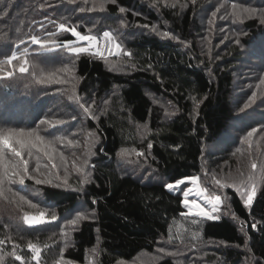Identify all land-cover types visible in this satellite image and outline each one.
Returning <instances> with one entry per match:
<instances>
[{
  "label": "trees",
  "instance_id": "obj_1",
  "mask_svg": "<svg viewBox=\"0 0 264 264\" xmlns=\"http://www.w3.org/2000/svg\"><path fill=\"white\" fill-rule=\"evenodd\" d=\"M186 1L182 8L176 4H162L160 0H115L96 13L98 19L82 23H75L69 16L64 18L63 14L67 13L58 11L57 3L51 5L50 0L0 2V61L11 55L15 44L30 38V32H43L42 28L45 33L57 34L49 41L60 44L74 41L70 32L57 29L58 23L75 27L82 34H100L110 18L119 14L120 8H137L140 16L134 17L128 12L126 18L140 24H152L161 18L170 33L168 37L151 33L120 37L118 42L124 48L118 54L131 53V57L125 56L130 63L125 73L109 71L106 61L98 56L88 53L71 56L76 89L89 103L93 102L97 112L94 118L87 120L88 128L95 132L97 139L91 152L89 183L81 187L79 179L72 178L66 187H53L37 185L34 180L25 178L21 185L41 197L46 216L42 225L59 227L61 222L56 221L79 203L93 212V218L82 220L71 229L69 245L58 251L67 260L85 264L90 251L98 246L96 264H116L118 260H131L143 251L157 253L162 243L175 242L172 246H189L187 253L196 248L194 257L198 251L215 243L216 257L211 255L210 262L221 258L218 264H264V180L256 188L251 207H245L235 191L224 188L229 203L228 215L222 213L215 220L181 216L186 212L183 193L169 192L164 187L201 172L204 145L227 139L229 152L233 137L242 139L246 130L258 122L257 114L246 120L242 115L244 111L241 112L243 94L253 96L254 88L249 87L254 76L250 75L245 88L234 85V67L247 51L259 60L258 64L254 63V70H261L256 78L264 76V23L260 22L261 18L254 15L233 21L239 32L219 43H210L208 50L214 56L207 55L199 41L200 14L211 0ZM60 6L62 10L61 2ZM39 55L31 51L27 53V60L31 63ZM22 58L25 56L18 60ZM30 63L25 65L28 69L25 73H20L19 68L14 70L6 64L0 65L4 69L0 72V80L16 86L13 79L23 77L16 86L20 90L18 95L32 91L29 89L31 82L37 77L29 68ZM11 71L13 75L6 77ZM115 86L118 87L117 98L111 96ZM166 108L175 114L169 116ZM252 109L255 108H248ZM139 125L147 127L142 141L136 130ZM122 148L146 151L142 159L153 170L155 178L121 172L117 168V155ZM10 196L16 198L15 194ZM52 213L56 214L55 221L51 219ZM37 215L39 213L32 214ZM193 220L197 221L195 225ZM170 226L174 238L171 242ZM6 230L7 226L0 223V240L4 241L0 249L3 253L15 252L22 261L4 255L2 264H37L28 249L29 242L42 249L39 264H48L47 253L55 247L58 250L57 245H60V241H53L46 232L40 233L33 228L20 226L5 234ZM193 231L199 233V239H191ZM178 233L182 240L175 239ZM154 264H174V261L163 257Z\"/></svg>",
  "mask_w": 264,
  "mask_h": 264
},
{
  "label": "rangeland",
  "instance_id": "obj_2",
  "mask_svg": "<svg viewBox=\"0 0 264 264\" xmlns=\"http://www.w3.org/2000/svg\"><path fill=\"white\" fill-rule=\"evenodd\" d=\"M160 1L162 4H173V0ZM259 1L260 2H255V0H211L210 4L206 5L205 10H202V13L200 14L201 36L199 41L202 50L207 52V55H213V52L211 53V50H208L210 43H219L225 37L236 35V33L239 32L238 26L233 22L236 21V19L230 15L232 12V3L242 4L250 8H256L257 14L255 16L262 18L260 13L264 12V0ZM60 2L62 5H64L62 10L60 9L62 7L60 6ZM50 3L51 5L57 3L56 5L58 6V11L61 13H67L66 15L63 14V17H72L75 19V23H82L87 20L98 19L96 18V13L101 12L98 7L100 0H87V2L86 0H50ZM94 3L97 5V9L91 11L90 13L86 11L81 12L79 10L81 7H93ZM175 4L177 7L181 6L184 8L187 4V1L175 0ZM54 12L56 15L57 12ZM128 12L134 17L141 15L137 8L125 9L124 12H119L118 15L110 18L107 26L112 28L108 29V27L105 26L106 28H104L100 34L102 35L103 32L109 31L117 38L118 41L120 37H133L135 34L151 33L160 36L158 33H163L167 29L165 22L161 18L152 24H140L134 20L128 21L126 18V13ZM213 12L216 13L215 17L212 15ZM141 17L148 20L146 16ZM106 19L107 16L105 15L104 21H106ZM209 21H212V23H209ZM59 24L61 23L57 24V29L61 31L58 27ZM145 25H147V27H145ZM153 26H155L157 31L152 30ZM232 27L235 28V31ZM42 29L44 34L42 31L37 33L30 32V38L28 37L23 43L15 44L13 51L20 53L24 52V50H27V53L31 51L39 53L40 55L37 56L36 59H34L31 63L28 61V63L31 64L29 65V68L34 71L37 79H44L46 82L37 83L36 80L32 81V88H29L32 89V91H27L24 94L18 95L19 93L17 92L20 90H18L19 88H16V86L18 87V84H20V81L23 77L20 78V76H17L16 80L15 78L13 79V81L17 83L16 86H13L12 84L10 85L7 82H2V80H0V128L25 129L26 131L35 130L40 135L45 137L46 140L52 141H55L56 137H61L63 142L55 143L54 147L58 152H62L68 158V183L72 178L79 179L80 181L82 176L73 169L72 165L75 163L77 166H80L82 161L87 159L88 163L85 166V171L89 174L91 172V155H86V151L88 145H92L91 152L93 151L94 147L97 145V139L95 138V132L88 128L87 120L94 118L97 112L93 102L89 103L88 99L79 95L76 89L77 79L72 67V54L63 48L64 43H52L53 41H49V39H51L53 36H51L50 33H45V28ZM219 30H222V32H219ZM228 31H231V33ZM88 35H94V33H90ZM33 36H36L42 42H45L46 47L41 48L39 45L33 44L31 42V38ZM72 42L76 41L74 40ZM76 43L77 46H86L85 42ZM122 48H124L123 45H121V52ZM250 53V51H247L243 55V58L240 59L235 65L234 73L236 80L234 85L238 88H245L247 87V84H245L247 79L250 77V75L254 76V78L250 81L251 86L249 88L253 87L254 90L251 94H256L254 97L248 93L243 94L241 102L244 103V106L247 104L248 107L245 108L242 105L243 110L241 112L244 111L242 115H244V119L246 120L250 117V115H253L252 117L254 118L257 114L258 122H256V125L251 129L246 130L242 139H239L237 136L233 137L232 143L230 145L231 150L229 152L226 148L228 145L226 142L227 139L222 142L218 141L204 145L201 172L191 176L199 177L198 184L194 185L190 182H186L185 185L180 186L184 190L189 188L207 189V192L204 193L203 196H197L196 191L190 192L188 199H197L200 204L208 209H210L211 206L204 203L205 199L212 195H220L223 201L220 211L212 213V215L217 217H220L222 213H225L226 208L229 206L227 197L225 195V190H223L226 187H221V184L229 183L230 178H235L237 180L243 179L247 181L248 175L250 173L259 177L261 175V165L264 164V83H261V80L264 79V76L256 78V73L260 72L261 70H254V63L258 64L259 60H257V58H255V56ZM107 54L108 53L106 52L104 55ZM116 55L118 56H109L110 58L106 56L107 58L103 60L106 61L108 68H110L113 63H116V68L113 70L119 73H125L130 65L129 59L127 60L125 56H123V53L121 55L117 53ZM24 59L25 58L16 60L10 69L16 70L19 68ZM65 67L71 70V75L64 71ZM251 71L255 72L253 73ZM56 78L66 82L58 83L56 82ZM73 85H75V96L79 97V102L75 98H69L70 96H73ZM31 92L34 94H29ZM111 96L117 98L118 87L115 86L112 89ZM258 98H260L259 104ZM80 103H84L86 106L90 107V114L84 112V110L80 107ZM251 107H254L255 109L248 110V108ZM256 109H259V111H256ZM169 112L170 111H168L166 108V113ZM41 120H63L64 123L50 127L47 123L41 124ZM256 127L257 129L254 135L252 137H248L247 133ZM136 130L138 135L141 137L140 141H142L144 133L147 132L146 125L137 126ZM90 133L92 135H89ZM69 140L77 141L79 143V147L70 146L67 142ZM249 141L251 142V145H249ZM131 149L132 148L129 150ZM136 151L141 152L138 149ZM5 152L8 159H15L10 153H7V150H5ZM73 152L76 153V156L72 155ZM33 153L34 156L40 157V162L42 165H48L47 168L42 167L40 169L41 172L47 173L51 169V165L49 164L47 158H45L42 153L35 152V150H33ZM141 153L142 155L140 156H137L134 152H131V154L127 157H121L117 155V168L123 173L155 178L153 170L149 166L145 165L144 160L142 159L144 156L146 157V151ZM24 156L29 160V170L31 174L36 178L45 179V176H40L38 173L31 171L35 168L36 160L29 158L26 152ZM76 157H79V159H76ZM56 162L59 163L58 157L56 158ZM252 163L257 164L255 171L251 169ZM246 168L247 171L245 173ZM59 174L61 177H63L64 170L61 169ZM241 174L243 175L241 176ZM216 181H220L221 184H218ZM53 183H61V181L53 180ZM260 183L261 180L257 179L256 188ZM66 186L67 185H62L61 187ZM229 188L230 190L235 191L241 198L239 192H237L232 187ZM11 190H14L16 193H13ZM10 194H15L16 198H11ZM21 196H23L25 200L36 204L37 207H29L27 203H24V201L21 200ZM40 199L41 197L39 194H37V192L33 191L32 189L30 190L28 188L22 187L18 181L12 184L5 183L3 190L0 191V223H3L7 226L5 234L8 231H16L20 226L33 228V230H37L40 233L46 232L49 237L53 239V241H60V245H57L59 247L58 250L55 247L53 251L51 249L49 253H47L46 258L48 264H77L61 257V254L58 252L59 250H63L65 246L69 245L68 237L63 235L62 231L63 233L70 234L71 229L74 227L69 223L71 219H74L75 216L80 213L86 214L89 217L88 219H91L93 218V212L87 209L84 204L79 203L77 206L67 212L64 217L59 218V220L56 221L57 223L61 222L59 227H57L55 224H39L32 226L26 225L23 221V216L26 213L32 216V214L44 211L45 206H42L43 203ZM242 201L244 200L242 199ZM19 205L21 208H18ZM50 209L51 208H48V211H50ZM174 243L175 242H173V244L162 243V245L159 246L157 253L143 251L137 254L131 260H118L116 264H118V262L119 264H154L158 261V259L163 257H170L174 261V264H218L221 260V258H217V260L210 262L212 260L210 258L211 255H213V258L216 257L214 254L216 252L214 251V249H216L215 243L211 244V246L209 244V246L206 247V250L203 249L198 251L195 257L193 256V253H196V248H194L192 252L187 253L189 246H172ZM39 249L42 251L41 248ZM166 253H175V255ZM1 262L2 261H0V264H2ZM248 262L249 261L245 260V263ZM85 264H96L95 254H93L92 251H90Z\"/></svg>",
  "mask_w": 264,
  "mask_h": 264
},
{
  "label": "snow or ice",
  "instance_id": "obj_3",
  "mask_svg": "<svg viewBox=\"0 0 264 264\" xmlns=\"http://www.w3.org/2000/svg\"><path fill=\"white\" fill-rule=\"evenodd\" d=\"M2 2V0H0ZM87 2V0H86ZM115 0H100V3L98 5L99 10L103 11L104 6L106 3H114ZM195 2V0H193ZM172 6H175V0H173ZM40 7H43V5H40ZM232 12L230 15H232L235 19L242 20L244 18H252L254 15L257 14L256 8H250L246 7L242 4L232 3L231 5ZM97 9V5L94 3L93 7L85 8L81 7L79 10L81 12L84 11H94ZM120 12H124V8L119 9ZM213 17H215L216 13H212ZM261 15V23H264V12L260 13ZM209 23H212V21H209ZM59 29L63 32H70V34L75 37L76 42H85L86 46H77L76 42L68 41L63 44V48L68 50V52L72 55L79 56L82 53H88L93 56H98L102 59H106L104 56V51H106L109 55H116L119 51H121V44L117 41V38L109 31H105L102 34L103 39V50H101V41L97 39V37L93 35L88 34H82L80 31L77 30V28L72 27L69 28L65 24L61 23L58 25ZM147 27V25H145ZM153 31H157L155 26L152 28ZM164 37L170 36V33L165 31L163 33H158ZM51 36L57 35L56 33H50ZM31 42L35 45H39L41 48H45L46 44L45 42H42L38 37L33 36L31 38ZM52 43H56V41H53ZM18 47V46H17ZM124 56L131 57V53L128 51H123ZM20 56H25V59L21 66L19 67L18 71L20 73H25L28 71V69L24 66L28 63L27 60V50H24V52H16L13 51L11 55L5 56V59L0 61V65H7L8 67L13 66V62L18 60ZM114 68H116V63H113V65L109 68V71H112ZM4 71L2 67H0V72ZM65 72H68L71 75V70L67 67L64 69ZM13 75L12 72H7L6 77H11ZM35 79V77H34ZM37 83H44L46 82L44 79H36ZM56 82L58 83H65L66 81H62L59 78H56ZM261 83H264V79L261 80ZM255 96V93H253V97ZM70 99L75 98L79 102V97L75 96V85H73V96L69 97ZM155 102V101H154ZM80 107L84 110L85 113L90 114V107L86 106L84 103H80ZM245 108L248 107L247 104L244 106ZM175 113H168L169 116L174 115ZM41 124H49L50 127H53L57 124L64 123L63 120H55V121H48V120H41ZM256 132V129H253L252 131H249L247 133L248 137H252L254 133ZM89 135H92L91 133ZM66 139V138H65ZM63 140L61 137H56L55 141L52 140H46L45 137L40 135L35 130H25V129H16V128H0V191L3 190V186L5 183L12 184L16 181L19 182L20 185H23L25 182V178L32 179L35 181L37 185L40 184H49L53 187H61L62 185H68V158L62 153L58 152L57 149L54 147L55 143H62ZM68 144L72 147H79V143L74 140L67 141ZM249 145H251V142L249 141ZM149 148L152 147L151 143L148 145ZM7 150V153H10L12 157L15 159H8L7 154L5 152ZM33 150L37 153H42L45 158H47L49 164L51 165V169L47 173H43L40 171V169L47 168L48 165H42L40 162L39 156H34ZM92 145L87 146L86 155H91ZM27 153V156L29 158L36 160L35 168L32 169V172L38 173L40 176H45V179H39L33 176L29 170V160L25 158L24 154ZM131 152H134L137 156L142 155L141 152L136 151L135 149H121L118 153L121 157H127L131 154ZM73 156H76V153H72ZM59 158V163L56 162V158ZM76 159H79V157H76ZM88 160L85 159L82 161L80 166H77L75 163H73L72 167L77 172L80 173L82 176V179L80 180V186L82 187L84 184L89 183L88 176L90 175L85 171V166L87 165ZM257 168L256 163L251 164V169L255 171ZM64 170V176H60V170ZM243 174H241L242 176ZM257 179L264 180V164L261 165V175L259 177L254 176L252 173L248 175L247 181L243 179H235L230 178L229 183H222L220 181H216L218 184H221V187H232L237 192L240 193L241 198L244 200L245 207H251L253 203V199L256 195V181ZM53 180L55 181H61V183H53ZM199 177H186L181 178L174 183H167L164 185V187L169 192H183L184 200H183V206L185 209H187L186 212L181 213V216L183 217H200L205 220H215L219 217L212 215V213L220 211L221 205L223 203L222 198L220 195H212L205 199L204 203L207 205H210L211 208H205L202 204L198 202L197 199L189 200V194L192 191H196L197 196H203L204 193L207 192V189H187L184 190L180 186L185 185L186 182H190L191 184H198ZM244 186V187H242ZM77 190V189H74ZM246 197V199H245ZM21 200L24 201V203H27L29 207L36 208L37 205L34 203H31L23 196L20 197ZM95 203V202H94ZM224 215H228V212L226 211ZM94 217V214H93ZM89 217L84 214L80 213L75 216L74 219H71L69 223L72 226H77L78 223L82 220L88 219ZM51 219L55 221L57 219L56 214L52 213ZM23 221L26 225L32 226V225H39L46 222V216L44 211H40L39 215L37 216H30L27 213L23 216ZM192 223L195 225L197 221L193 220ZM243 223V222H241ZM253 228L256 227V225H252ZM171 226L169 228V241L171 242L174 238L171 234ZM62 234L70 238V234L63 233ZM177 240H182L183 237L178 233L175 237ZM192 240L199 239V233L197 231H193L191 234ZM4 241L0 240V244H3ZM28 249L33 253L32 259L37 261V264H39V260L41 257V250L39 247H37L36 244L29 242L28 243ZM93 254H99V248L94 247L92 250ZM0 253H3V250L0 249ZM170 255H175V253H166ZM4 255H12L15 257L16 260L22 261V257L17 255L15 252L12 253H3L0 254V261H3ZM119 264V262H118Z\"/></svg>",
  "mask_w": 264,
  "mask_h": 264
},
{
  "label": "built area",
  "instance_id": "obj_4",
  "mask_svg": "<svg viewBox=\"0 0 264 264\" xmlns=\"http://www.w3.org/2000/svg\"><path fill=\"white\" fill-rule=\"evenodd\" d=\"M93 36H95V37H97V39L98 40H100L101 41V50H103V39H102V35L101 34H97V35H93ZM106 53V51H104V54ZM105 57L107 56H111V55H109V54H107V55H104Z\"/></svg>",
  "mask_w": 264,
  "mask_h": 264
},
{
  "label": "clouds",
  "instance_id": "obj_5",
  "mask_svg": "<svg viewBox=\"0 0 264 264\" xmlns=\"http://www.w3.org/2000/svg\"><path fill=\"white\" fill-rule=\"evenodd\" d=\"M109 57V56H108Z\"/></svg>",
  "mask_w": 264,
  "mask_h": 264
}]
</instances>
